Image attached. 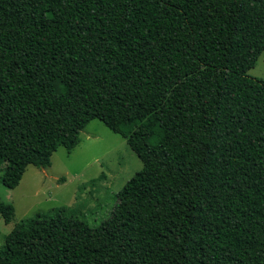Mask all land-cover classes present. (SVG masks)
<instances>
[{
	"label": "trees",
	"instance_id": "1",
	"mask_svg": "<svg viewBox=\"0 0 264 264\" xmlns=\"http://www.w3.org/2000/svg\"><path fill=\"white\" fill-rule=\"evenodd\" d=\"M263 51L264 0H0L3 184L93 118L143 162L108 219L37 211L0 264H264Z\"/></svg>",
	"mask_w": 264,
	"mask_h": 264
},
{
	"label": "rangeland",
	"instance_id": "2",
	"mask_svg": "<svg viewBox=\"0 0 264 264\" xmlns=\"http://www.w3.org/2000/svg\"><path fill=\"white\" fill-rule=\"evenodd\" d=\"M248 72L264 78V51ZM51 160L48 167L28 165L13 188L3 184L1 169L5 163L0 162V200L15 207L12 221L6 222L0 215V247L16 223L58 206L70 207L91 226L99 225L110 217L119 190L143 168L127 140L98 118L86 124L70 152L60 146Z\"/></svg>",
	"mask_w": 264,
	"mask_h": 264
}]
</instances>
